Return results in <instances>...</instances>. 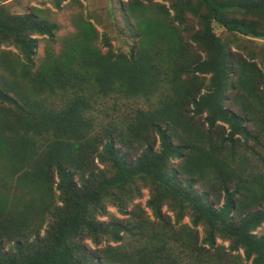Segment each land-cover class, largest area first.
I'll list each match as a JSON object with an SVG mask.
<instances>
[{
    "label": "trees",
    "instance_id": "16d2710c",
    "mask_svg": "<svg viewBox=\"0 0 264 264\" xmlns=\"http://www.w3.org/2000/svg\"><path fill=\"white\" fill-rule=\"evenodd\" d=\"M123 12L128 53L84 21L37 64L56 26L0 7V264H264V57L212 27L264 40V0Z\"/></svg>",
    "mask_w": 264,
    "mask_h": 264
},
{
    "label": "rangeland",
    "instance_id": "374dc122",
    "mask_svg": "<svg viewBox=\"0 0 264 264\" xmlns=\"http://www.w3.org/2000/svg\"><path fill=\"white\" fill-rule=\"evenodd\" d=\"M130 1L131 0H3L0 2V7L4 8L11 16H23L29 14L31 9H36L37 16L43 17L49 24H54L56 26L53 37L56 42L46 37H35L39 39L35 56L36 63L39 64L43 61L48 50L51 49L55 54L60 53L63 49V39L78 33L84 21H89L99 32V37L95 45L100 48L102 53H105L107 50L101 42L103 36L107 37L108 43L113 50L119 51L120 53H128L132 45H134V40L131 38L132 31L128 27L123 9L125 4ZM152 1L165 4L166 7H168L172 0ZM187 24L190 30L195 29L196 27H193L198 25L197 19L188 18ZM212 27L216 36H218L221 42L231 51L237 50L236 47H240L241 49L247 48V50H252L259 55V60H263L264 40L243 38L240 35L229 33L217 25H213ZM103 109H105V106ZM117 109L120 111L116 110L112 112L109 108L108 113L115 116V118L117 117L118 122H122L126 110L124 108L123 110L121 107ZM99 116L102 117L100 113ZM27 190L26 188L17 187L12 193H14L17 199H27L30 196ZM147 199L148 191L143 190L142 196L135 200L133 204L144 207ZM106 213L105 216L99 217L98 221L106 223L113 217L118 220L127 218L126 215L117 213L116 208L113 206H107ZM166 213L171 216V213L167 211ZM33 220L34 218L31 217V221ZM188 222V218H185L184 223L188 224ZM201 231L200 228L199 232L201 233ZM43 232L44 231L40 234V237L43 236ZM254 234H264V224L256 228ZM218 243L220 242L218 241ZM86 244L92 247L90 241H86Z\"/></svg>",
    "mask_w": 264,
    "mask_h": 264
}]
</instances>
